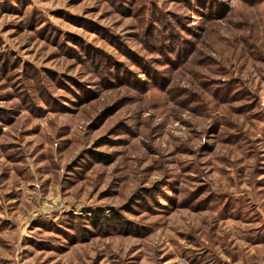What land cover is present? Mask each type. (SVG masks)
I'll list each match as a JSON object with an SVG mask.
<instances>
[{
    "label": "rangeland",
    "instance_id": "obj_1",
    "mask_svg": "<svg viewBox=\"0 0 264 264\" xmlns=\"http://www.w3.org/2000/svg\"><path fill=\"white\" fill-rule=\"evenodd\" d=\"M0 264H264V0H0Z\"/></svg>",
    "mask_w": 264,
    "mask_h": 264
},
{
    "label": "trees",
    "instance_id": "obj_2",
    "mask_svg": "<svg viewBox=\"0 0 264 264\" xmlns=\"http://www.w3.org/2000/svg\"><path fill=\"white\" fill-rule=\"evenodd\" d=\"M99 212H103V211H99ZM102 214H103L102 216H101V214L100 215H98L97 213L95 214L96 221L94 222V227H99V223L98 222H100L101 220H112L114 222L120 220L119 217H116V216H114V217H106L104 215V212Z\"/></svg>",
    "mask_w": 264,
    "mask_h": 264
}]
</instances>
